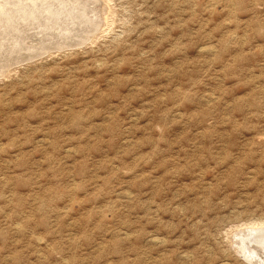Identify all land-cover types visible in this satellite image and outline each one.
<instances>
[{"label": "rangeland", "instance_id": "rangeland-1", "mask_svg": "<svg viewBox=\"0 0 264 264\" xmlns=\"http://www.w3.org/2000/svg\"><path fill=\"white\" fill-rule=\"evenodd\" d=\"M96 2L90 43L0 73V264H247L264 0Z\"/></svg>", "mask_w": 264, "mask_h": 264}, {"label": "bare ground", "instance_id": "bare-ground-1", "mask_svg": "<svg viewBox=\"0 0 264 264\" xmlns=\"http://www.w3.org/2000/svg\"><path fill=\"white\" fill-rule=\"evenodd\" d=\"M6 2L17 9L5 8L0 13L1 74L13 65L31 62L37 56H47L45 54L49 52L71 50L73 47L79 49L94 39L103 22L107 26V5L104 3V9L98 12L97 6L101 5H97L96 0H0V5ZM24 11L37 23L27 19L22 21L23 24L7 21L12 12L17 15ZM3 16H8L7 20ZM28 38H35L36 46L30 45ZM232 249L247 264H264V227L236 231L232 235Z\"/></svg>", "mask_w": 264, "mask_h": 264}, {"label": "water", "instance_id": "water-1", "mask_svg": "<svg viewBox=\"0 0 264 264\" xmlns=\"http://www.w3.org/2000/svg\"><path fill=\"white\" fill-rule=\"evenodd\" d=\"M240 258V257H239Z\"/></svg>", "mask_w": 264, "mask_h": 264}]
</instances>
